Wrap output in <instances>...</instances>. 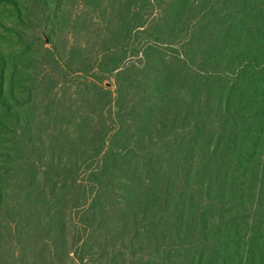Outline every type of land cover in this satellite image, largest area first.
<instances>
[{"label": "trees", "instance_id": "trees-1", "mask_svg": "<svg viewBox=\"0 0 264 264\" xmlns=\"http://www.w3.org/2000/svg\"><path fill=\"white\" fill-rule=\"evenodd\" d=\"M0 264H264V0H0Z\"/></svg>", "mask_w": 264, "mask_h": 264}, {"label": "rangeland", "instance_id": "rangeland-1", "mask_svg": "<svg viewBox=\"0 0 264 264\" xmlns=\"http://www.w3.org/2000/svg\"><path fill=\"white\" fill-rule=\"evenodd\" d=\"M31 34V33H30ZM31 36H38L37 35V33H35V34H31ZM44 48H49V45H46V46H44ZM31 55H34V54H32V53H30ZM37 53H35V55L34 56H36V59L38 60V62L39 63H41V62H44V58H40V56L41 57H44V56H46V53L43 51V50H39V54L38 55H40L39 57L36 55Z\"/></svg>", "mask_w": 264, "mask_h": 264}]
</instances>
